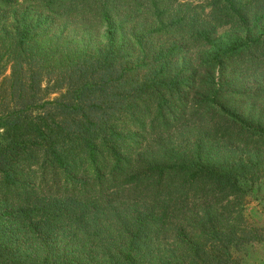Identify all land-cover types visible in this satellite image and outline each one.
Here are the masks:
<instances>
[{
    "label": "trees",
    "instance_id": "1",
    "mask_svg": "<svg viewBox=\"0 0 264 264\" xmlns=\"http://www.w3.org/2000/svg\"><path fill=\"white\" fill-rule=\"evenodd\" d=\"M262 180L264 0H0V264H240Z\"/></svg>",
    "mask_w": 264,
    "mask_h": 264
},
{
    "label": "rangeland",
    "instance_id": "2",
    "mask_svg": "<svg viewBox=\"0 0 264 264\" xmlns=\"http://www.w3.org/2000/svg\"><path fill=\"white\" fill-rule=\"evenodd\" d=\"M189 1L205 4L208 0ZM7 73L8 70L6 69L4 75ZM245 202L243 208L244 217L256 227H264V180L255 185L252 194L245 197ZM235 256L240 264H264V238L259 242H251L245 245L235 253Z\"/></svg>",
    "mask_w": 264,
    "mask_h": 264
}]
</instances>
